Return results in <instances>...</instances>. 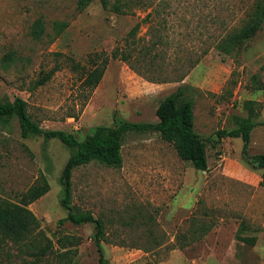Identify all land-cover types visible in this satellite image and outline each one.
Wrapping results in <instances>:
<instances>
[{
  "label": "rangeland",
  "instance_id": "rangeland-1",
  "mask_svg": "<svg viewBox=\"0 0 264 264\" xmlns=\"http://www.w3.org/2000/svg\"><path fill=\"white\" fill-rule=\"evenodd\" d=\"M126 1L109 0L105 10L100 0L84 9L81 0H0V99H24L43 129L83 141L120 120L158 122L160 101L188 87L208 171L181 160L159 134L128 133L122 168L75 170L73 205L105 221L108 264H264L261 172L242 163L241 138L217 136L235 129L255 101L259 125L249 152L264 154V0H129L117 13ZM39 18L46 35L36 40L30 32ZM254 19L258 27L244 35ZM55 22L68 23L57 38ZM98 66L106 69L99 86L83 87L82 76ZM70 154L57 139L22 138L17 120L0 124V203H19L41 175L50 184L29 206L40 223L30 239L13 242L0 232V264H99L95 224L65 221L61 206Z\"/></svg>",
  "mask_w": 264,
  "mask_h": 264
},
{
  "label": "trees",
  "instance_id": "trees-1",
  "mask_svg": "<svg viewBox=\"0 0 264 264\" xmlns=\"http://www.w3.org/2000/svg\"><path fill=\"white\" fill-rule=\"evenodd\" d=\"M92 1L94 0H81L80 8H86ZM130 1L128 0L124 4L118 3L114 6V10L117 13L122 12L123 6H127ZM100 2L105 10L110 8L109 0H100ZM147 7L155 8L152 4L150 6L147 5L146 9ZM152 12L155 13V9ZM261 12H263V9ZM152 16L153 14L150 13L148 18ZM254 21L255 19L249 23L248 28L244 30V35L248 34L250 30H256L260 21ZM67 27L68 23L66 22H55V38L59 37ZM30 34L36 40H40L46 35L42 18L35 21ZM238 37V34L228 36L224 41L229 43L236 42ZM221 40L222 38L219 39L220 42ZM158 42L160 43L161 40ZM217 46L219 47L220 43ZM114 57L119 58L118 52L114 53ZM121 60L127 63L126 57L123 56ZM13 61V52L4 57V63L7 66ZM105 71V67L100 68L99 66L93 70H89L81 78L82 86L91 90L96 89L102 81ZM55 72L56 70H52L43 75L36 81L35 87L38 88L45 85L51 80ZM187 88L180 86L176 91L160 101L156 110L158 122L131 123L120 120L114 126L101 125L94 127L83 141H79L73 134L65 131L43 129L29 113V105L24 99L20 97L14 101H2L0 99V124L9 126L12 121L17 120L22 138L43 137L45 143L57 139L71 151L59 179L63 192L61 206L68 212L65 221H69L74 225H81L87 222L95 224L96 233L93 240L100 254L99 264H108L102 247V243L106 238V224L102 219L95 218L92 213L83 212L73 205L74 172L79 167L91 163H99L109 168H122L124 163L122 151L125 137L128 133L159 134L164 141L174 146L181 160L192 163L193 167L198 171L207 172V142L195 130V103L193 99L187 97ZM255 104V101H248L246 103V109L248 110L247 117L238 119L235 129L230 131L225 129L220 130L217 132V136L220 140L225 138H241L244 143L242 163L252 171L261 172L262 183H264V154L252 155L249 152L252 132L259 125L256 119L257 113L254 109ZM49 189L50 184L46 175H41L38 184L23 194L19 203L8 201L0 203V232L5 239L13 242H22L33 236L40 223L38 218L29 209V206L40 199ZM242 240L247 241V239ZM67 244H71L73 247L75 243L69 242ZM67 244H63V249L69 248L66 246Z\"/></svg>",
  "mask_w": 264,
  "mask_h": 264
}]
</instances>
